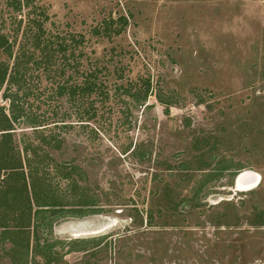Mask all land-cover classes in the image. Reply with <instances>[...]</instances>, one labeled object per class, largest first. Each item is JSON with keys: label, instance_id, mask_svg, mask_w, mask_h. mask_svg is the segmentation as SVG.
Wrapping results in <instances>:
<instances>
[{"label": "rangeland", "instance_id": "rangeland-1", "mask_svg": "<svg viewBox=\"0 0 264 264\" xmlns=\"http://www.w3.org/2000/svg\"><path fill=\"white\" fill-rule=\"evenodd\" d=\"M37 4L50 29L84 35L92 58L118 59L127 79L150 78L153 87L144 106L128 102L129 120L125 105L115 106L101 140L77 130L53 153L57 163L75 162L76 180L90 174L80 183L105 208L58 216L39 230L41 245L53 246L58 264L86 253L95 264H264V0ZM122 16L121 36L94 34ZM131 141L144 144L143 159L119 160ZM245 172L260 176L256 189L236 188ZM33 245L28 264H46ZM27 251L0 241V264H27Z\"/></svg>", "mask_w": 264, "mask_h": 264}, {"label": "trees", "instance_id": "trees-1", "mask_svg": "<svg viewBox=\"0 0 264 264\" xmlns=\"http://www.w3.org/2000/svg\"><path fill=\"white\" fill-rule=\"evenodd\" d=\"M4 1L8 13L0 0V241L24 246L27 264L34 242V253L46 264H58L62 258L52 252L53 246L41 245L44 234L39 230L50 229L62 214L82 218L105 207H96L80 183L90 174L76 180L75 162L57 163L53 153L63 151L77 130L89 131L94 140L105 137L102 126L113 124L115 106L125 105L123 114L129 120L128 102L144 106L152 82L127 79L126 66L118 59L92 58L84 35L50 29L49 15L38 0ZM128 25L122 16L105 23L109 33L98 28L94 34L118 37ZM145 149L142 142L131 141L117 149V158L138 161ZM110 181L115 189L117 180ZM90 241L100 240H71L72 245ZM88 254L72 264H95Z\"/></svg>", "mask_w": 264, "mask_h": 264}, {"label": "bare ground", "instance_id": "bare-ground-1", "mask_svg": "<svg viewBox=\"0 0 264 264\" xmlns=\"http://www.w3.org/2000/svg\"><path fill=\"white\" fill-rule=\"evenodd\" d=\"M241 180L238 184V189L242 192H248L256 189L261 181V178L258 174L252 172H245L242 174Z\"/></svg>", "mask_w": 264, "mask_h": 264}, {"label": "water", "instance_id": "water-1", "mask_svg": "<svg viewBox=\"0 0 264 264\" xmlns=\"http://www.w3.org/2000/svg\"><path fill=\"white\" fill-rule=\"evenodd\" d=\"M241 174L236 178V181H235V186H236V188H237V186H238V184H239V181L241 180L240 178H241Z\"/></svg>", "mask_w": 264, "mask_h": 264}]
</instances>
